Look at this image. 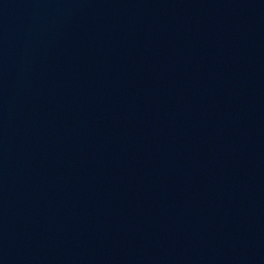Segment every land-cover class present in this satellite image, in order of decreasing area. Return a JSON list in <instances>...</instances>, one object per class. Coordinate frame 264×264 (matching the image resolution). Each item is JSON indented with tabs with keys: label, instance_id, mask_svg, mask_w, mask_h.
<instances>
[{
	"label": "water",
	"instance_id": "1",
	"mask_svg": "<svg viewBox=\"0 0 264 264\" xmlns=\"http://www.w3.org/2000/svg\"><path fill=\"white\" fill-rule=\"evenodd\" d=\"M0 264H264V0H0Z\"/></svg>",
	"mask_w": 264,
	"mask_h": 264
}]
</instances>
